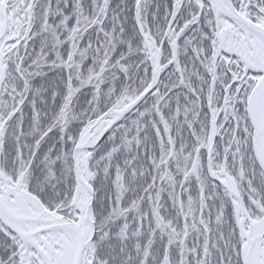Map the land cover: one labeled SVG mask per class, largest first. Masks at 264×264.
Listing matches in <instances>:
<instances>
[{"label":"snow or ice","instance_id":"snow-or-ice-1","mask_svg":"<svg viewBox=\"0 0 264 264\" xmlns=\"http://www.w3.org/2000/svg\"><path fill=\"white\" fill-rule=\"evenodd\" d=\"M0 264H264V0H0Z\"/></svg>","mask_w":264,"mask_h":264}]
</instances>
